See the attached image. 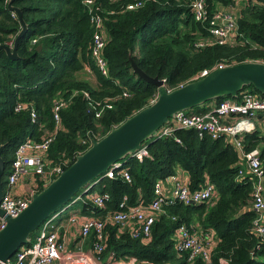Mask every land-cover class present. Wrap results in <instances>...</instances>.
<instances>
[{"label": "trees", "instance_id": "1", "mask_svg": "<svg viewBox=\"0 0 264 264\" xmlns=\"http://www.w3.org/2000/svg\"><path fill=\"white\" fill-rule=\"evenodd\" d=\"M94 1L93 10L102 16L107 35L103 55L109 65L108 77L99 71L92 55L94 25L86 0L13 3L21 9L28 30L18 44L19 59L13 60L0 50V146L6 144L2 154L4 191L15 152L28 137L41 139L44 130H55L48 159L52 163L68 162L70 166L94 139L104 137L153 103L158 87L134 72L131 59L148 75L165 79L170 89L193 81L204 69L219 64L264 62V0H243L238 6L241 0H206L211 13L233 5L239 36L236 43L204 46L199 44L209 38V33L206 24L194 17L193 0H149L135 10L127 8L133 0ZM21 28L8 0H0V45L14 41ZM33 39L37 42L33 43ZM85 64L95 71L96 86L79 78ZM246 89L264 96L253 85ZM225 99L239 101L242 92L237 98L212 99L189 111L203 113L210 110L207 104L216 106ZM58 100L66 101V105L56 130L53 111ZM96 101L102 103L100 117L92 105ZM18 102L28 104V108L15 111ZM32 109L39 114L36 124L31 120ZM175 135L176 138L146 141L150 157L126 160L131 181L121 176L102 178L80 199L83 212L104 218L108 212L121 209L125 197L127 206L141 200L147 204L154 197L157 181L179 170L188 176L191 190L209 181L216 187L215 195L204 203L175 202L164 206L165 212L157 216L149 241L134 238L128 229L107 222L106 248L101 259L113 254V260L136 264H264V243L254 223L259 216L253 207L255 179L248 172L239 173L244 158L234 138L200 136L194 129H180ZM240 138L247 151L261 147L264 158V133L259 128ZM95 191L110 194L105 208L99 209L92 202ZM184 223L204 241L212 238L210 261L202 257L190 261L188 252L177 249L179 227ZM37 232L32 233L31 242ZM90 240L93 244L92 236Z\"/></svg>", "mask_w": 264, "mask_h": 264}, {"label": "built area", "instance_id": "2", "mask_svg": "<svg viewBox=\"0 0 264 264\" xmlns=\"http://www.w3.org/2000/svg\"><path fill=\"white\" fill-rule=\"evenodd\" d=\"M146 1L149 0H133L127 5V8L129 10L141 8ZM234 1L239 2L240 0ZM86 4L91 13V22L94 25L92 55L95 58L99 71L104 76L108 77L109 65L107 59L103 55L107 38L104 29V20L100 14L94 12V0H86ZM192 8L195 19L206 24L205 26L209 33V38L202 41L199 44L200 46L209 43L225 45L238 41L239 24L233 5L211 13L206 0H193ZM13 14L16 16L14 12ZM32 42L36 43L37 39H33ZM13 44L14 41L10 42L8 45L12 47ZM218 66L226 65L219 64L214 68ZM87 69L93 72V69L88 66ZM212 69H204L193 78V81L206 76ZM84 94L87 98H90L87 91H85ZM156 98L152 102H154ZM65 105L66 101L64 100H58L54 105L53 117L56 130L61 123V109L65 107ZM92 105L96 109V116L100 117L103 112L102 103L96 101L92 103ZM106 106L111 107L109 104ZM26 108H28V104L18 102L15 106V111L21 112ZM259 114L264 115V96L246 89L242 92V99L239 101L225 99L219 105L203 113H196L189 110L176 113L175 116L170 119L169 123L165 124L155 134L153 139L175 137L176 131L180 129H194L199 132L200 136L208 134L215 139L225 135L233 137L236 148L241 152L244 158V167L240 168L239 173L244 174L248 172L255 179L253 207L258 212L259 216L255 219L254 223L256 231L261 237L262 243H264V223H262V217L264 215V166L261 158V149L254 148L250 151L245 150L243 140L240 138V136L256 130L255 119ZM235 115L239 117L234 118ZM31 120L35 124L39 120V114L35 109L31 111ZM55 138V130H44L41 139L28 137L18 146L15 152V158L12 162L11 172L8 176L7 188L4 191L0 204L6 214L17 216L20 212L25 210L31 201L32 195L35 192L41 191L42 187H46L67 168L68 162L52 163L48 159V151ZM85 142L86 141H84V143ZM132 157H136L140 161H143L145 157H150L148 145L144 143L142 148ZM125 164L126 161L117 162L113 168L92 183L85 190V193L90 191L93 186L104 177L114 178L115 176H121L131 181L132 176L130 170ZM24 175L30 176L35 184V188L26 196H15L13 194L14 187ZM176 175H172V177L174 176V180L171 188H167L162 180L157 181L154 188V197L152 201L147 204L141 200L137 204L127 206L128 198L125 197L120 205L121 209L108 212L104 218L95 215L87 217L80 226L81 234L84 239L91 238V236L93 237L94 242L92 249L99 260H101L100 254L103 253L106 248L107 222H112L122 228L128 229L134 238H142L145 241H149L152 238L153 226L157 216L165 212L164 206L174 204L175 202L184 204L204 203L211 200L216 193L215 185L209 181L200 189L191 190L188 181L178 178ZM85 193L78 195L71 203L50 216L38 229L34 241L20 247V249L11 258L3 262V264H56L58 259L60 260L59 264H93L91 260L82 257L76 258L72 254L66 253V245L57 225V221L62 214L70 206L79 202ZM91 199L97 208L103 209L110 200V194L107 192L100 193L95 191ZM70 221H76L75 217H72ZM5 223V219L0 217V229L4 227ZM178 235L179 240L177 249L180 252H188V260L191 261L197 257H202L205 261L211 260V248L213 247L212 238H208L207 241H204L203 238L193 233V227L185 223L180 225ZM225 263L226 262L223 261V264ZM111 264L136 263L129 260L117 261L112 258Z\"/></svg>", "mask_w": 264, "mask_h": 264}, {"label": "water", "instance_id": "3", "mask_svg": "<svg viewBox=\"0 0 264 264\" xmlns=\"http://www.w3.org/2000/svg\"><path fill=\"white\" fill-rule=\"evenodd\" d=\"M9 0L8 6L18 17L21 30L11 47L0 45L13 59H19L18 44L26 34L28 25L20 8ZM42 49V45L38 46ZM132 67L140 78L158 87L156 100L128 117L100 139H94L91 146L77 155L75 161L41 191L32 195L28 207L17 216H11L0 206V217L6 221L0 229V264L11 258L20 247L31 243V235L74 197L107 173L117 162L126 161L138 152L142 145L152 140L155 134L180 111L190 110L209 100L225 96L239 97L244 88L253 85L264 94V62L247 61L218 66L206 76L190 81L174 89H168L166 81L152 77L143 71L133 59ZM0 146V204L4 195L3 175L5 160Z\"/></svg>", "mask_w": 264, "mask_h": 264}, {"label": "crops", "instance_id": "4", "mask_svg": "<svg viewBox=\"0 0 264 264\" xmlns=\"http://www.w3.org/2000/svg\"><path fill=\"white\" fill-rule=\"evenodd\" d=\"M242 2L243 0H241L237 4V6L243 4ZM78 76L82 80L88 81L90 83L94 82L95 84L91 83L94 86L98 84V80L97 82L93 80V78L97 79V75L95 74V71L91 72L90 70H88L86 64L83 67V71H81ZM205 107L212 109L215 107V104L209 103ZM261 116L262 114H259L255 119L256 129L259 128L262 131V133H264V117L261 118ZM257 148L261 149V147H257ZM261 158H262V154H261ZM262 162L264 166V158H262ZM173 177L169 176L166 180H162L167 188L172 187L174 180ZM176 177L187 180L189 184V178L182 170L178 171ZM34 188H35V184L31 180L30 176L24 175L14 187L13 194L15 196L23 197L30 194V192ZM76 204L80 205L78 209H74L73 206H70L57 221L59 232L61 234V237L64 239L66 245V249H65L66 253L72 254L76 258L82 257L84 259L91 260L93 261V264H111L112 263L111 254L107 259L99 260L92 249L93 244L91 243L90 238L84 239L82 237L80 226L87 219V217H91V215H88L87 213L83 212L82 204H80L79 202H77ZM72 217H75L76 221L74 222L70 221ZM262 219H263L262 223H264V215ZM59 263L60 260L58 259L56 264Z\"/></svg>", "mask_w": 264, "mask_h": 264}, {"label": "rangeland", "instance_id": "5", "mask_svg": "<svg viewBox=\"0 0 264 264\" xmlns=\"http://www.w3.org/2000/svg\"><path fill=\"white\" fill-rule=\"evenodd\" d=\"M83 74V73H82ZM93 80L95 81V82H97V79L95 78H93ZM92 84H95L94 82H91ZM73 206V208L74 209H78V207L80 206L79 204H74V205H72ZM226 264V263H225Z\"/></svg>", "mask_w": 264, "mask_h": 264}]
</instances>
